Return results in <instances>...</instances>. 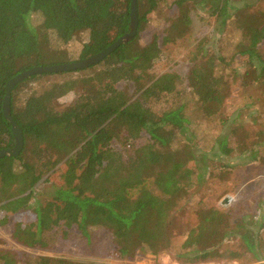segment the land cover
I'll list each match as a JSON object with an SVG mask.
<instances>
[{"label": "trees", "instance_id": "trees-1", "mask_svg": "<svg viewBox=\"0 0 264 264\" xmlns=\"http://www.w3.org/2000/svg\"><path fill=\"white\" fill-rule=\"evenodd\" d=\"M238 1L197 3L215 17L214 35H224L229 20L239 17L244 40L230 60L220 40H201L187 77L190 94L176 73L152 74L162 47L189 32L190 0H137L139 26L131 42L91 68L35 75L13 89L11 112L24 148L16 158L0 160V228L14 223L15 243L44 250L57 229L88 236L97 227L109 230L119 259L169 253L184 264L264 262V225L240 207L202 211L181 245L175 243L182 229L177 214L193 196L195 176L202 181L200 170L208 172L211 162L223 166V158L256 159L264 146V131L247 144L244 128L234 124L240 115L226 110L231 81L224 73L234 59L244 69L233 71L235 80L248 89L264 83V18ZM33 14L42 16L40 28L32 25ZM130 15L131 0H0V150L15 146L2 110L9 80L61 58L65 52L56 45L79 35L88 37L80 61L105 50L129 32ZM154 22L165 26L163 41L153 32L145 43L142 34ZM55 75L62 80L52 82ZM123 82L134 87L133 94L119 88ZM71 93L76 99L61 108L60 100ZM194 116L230 128L212 147L216 160L196 155ZM179 136L185 138L182 147L176 145ZM44 179L50 196L42 203L35 188ZM0 264L96 263L0 249Z\"/></svg>", "mask_w": 264, "mask_h": 264}, {"label": "rangeland", "instance_id": "rangeland-1", "mask_svg": "<svg viewBox=\"0 0 264 264\" xmlns=\"http://www.w3.org/2000/svg\"><path fill=\"white\" fill-rule=\"evenodd\" d=\"M200 0H190L193 9L190 12L191 24L189 32L175 43H170L162 47V54L155 61L152 74L159 77L166 73H176L181 78V89L188 94L191 89L187 85V77L192 67V58L199 46V42L205 38L221 41L226 60H230L235 47L244 40L243 35L238 29L240 18L229 20L225 34L222 36L214 35L215 17L209 15L197 3ZM242 4H252L251 12L258 13L259 18H264V0L257 2L255 0H240ZM240 6V5H239ZM42 16L33 14L31 23L40 28L42 25ZM164 24L154 22L142 34L143 41L146 43L152 37L153 32L160 36L162 43L164 37ZM54 38V37H53ZM87 35L77 36L67 45H56L64 50L65 55L61 58H55L47 65L68 64L80 60V52L87 42ZM54 45V47H56ZM219 46H217L218 48ZM57 49V48H56ZM260 49L264 56V42ZM230 67L225 71V75L231 81V95L226 102L228 115H240L236 126L244 128L242 132L245 141L258 140L259 132L264 131V83L248 89L242 85V81L235 80V73L243 72V67L239 59H234ZM63 76L55 75L51 78L52 82L61 81ZM44 87V85H39ZM119 88L126 90L130 94L134 93V87L125 82L119 85ZM192 100V96L189 97ZM76 99V94L71 93L60 100L61 108L69 105ZM163 105V104H162ZM161 106V105H160ZM235 118V117H233ZM195 134L192 145L195 147L196 155L200 160H204V154L208 158H213L212 147L216 145L219 136L229 132V127H222L218 121H209L205 118L193 117L191 125ZM146 140V139H144ZM144 140L141 143H144ZM185 142L183 136H179L176 145L182 147ZM119 148V146H116ZM257 158L244 155L237 158H223L221 164L209 163L210 169L200 170L202 181H198L195 176V188L193 196L186 205L183 212L178 213V223L182 229L176 232L175 243L177 246L185 240L187 232L199 220V215L204 210L209 209H237L242 208L244 213H249L251 220H259L264 225V146L257 150ZM210 156V157H209ZM216 160V158L214 159ZM228 164V165H225ZM224 167V168H223ZM50 184L45 179L39 182L35 188V197L38 202H45L50 196ZM14 223L0 228V239L4 244H0V249H14L32 256H45L52 258H64L83 263L96 264H184L178 262L171 254L161 253L159 255L138 254L133 259L116 258L113 254V237L109 230L104 228H91L88 236H84L76 229L70 230L65 236L60 229L53 231L49 235L51 247L48 249H31L15 243L11 234ZM264 234V227H263ZM229 246L233 247L230 241ZM234 249V248H233ZM197 264H264L249 261L222 260L210 261Z\"/></svg>", "mask_w": 264, "mask_h": 264}, {"label": "water", "instance_id": "water-1", "mask_svg": "<svg viewBox=\"0 0 264 264\" xmlns=\"http://www.w3.org/2000/svg\"><path fill=\"white\" fill-rule=\"evenodd\" d=\"M139 26L138 18V5L137 0H131V15H130V26L129 32L121 36L117 41L108 46L105 50L92 55L86 59L79 60L78 62L68 63V64H57L49 66H36L27 71L21 72L14 76L6 86V93L3 100V116L10 123L12 128V134L15 140V146L9 149L0 150V160L5 157H18L24 148V136L21 127L14 120L11 112V97L13 89L23 81L31 78L35 75L43 74H57L76 70H85L91 68L92 66L100 64L104 59L110 56L114 51H116L120 46L131 42L137 35Z\"/></svg>", "mask_w": 264, "mask_h": 264}]
</instances>
